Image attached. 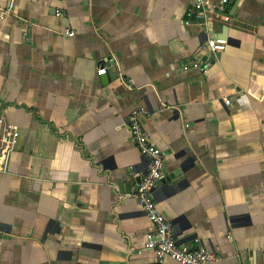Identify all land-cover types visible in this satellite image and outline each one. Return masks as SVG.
Masks as SVG:
<instances>
[{
    "label": "crops",
    "instance_id": "crops-1",
    "mask_svg": "<svg viewBox=\"0 0 264 264\" xmlns=\"http://www.w3.org/2000/svg\"><path fill=\"white\" fill-rule=\"evenodd\" d=\"M190 4L0 0V112L20 130L0 173V264H157L124 196L147 168L133 112L165 154L155 199L176 241L264 264V0L206 23ZM212 37L226 48L207 73L183 69Z\"/></svg>",
    "mask_w": 264,
    "mask_h": 264
},
{
    "label": "built area",
    "instance_id": "built-area-1",
    "mask_svg": "<svg viewBox=\"0 0 264 264\" xmlns=\"http://www.w3.org/2000/svg\"><path fill=\"white\" fill-rule=\"evenodd\" d=\"M11 3L13 0H7ZM199 13L201 22L210 20H221L229 6L230 0H188ZM9 13V9L0 8V19H4ZM61 13L57 11L59 16ZM68 36H73V32L66 31ZM206 59L204 61L193 60L182 66L195 68L202 74L207 73L215 62V54L226 48V40L223 38H209L204 44ZM105 67L97 70V75H104ZM229 104V101H225ZM131 139L137 147L140 155L146 160L147 168L141 176L134 193L124 195L134 198L146 218L151 224V230L145 235L144 247L153 253L154 261L162 264L165 258H170L178 264H211L214 261L212 252L202 246L191 247L179 244L175 237L171 223L158 210L155 191L160 181L164 178L163 161L165 154L154 143H152L144 131L138 113L133 112L127 121ZM20 136L19 127L8 122L0 112V173L7 172L9 162L15 151L17 140ZM124 196H119L124 197Z\"/></svg>",
    "mask_w": 264,
    "mask_h": 264
},
{
    "label": "water",
    "instance_id": "water-1",
    "mask_svg": "<svg viewBox=\"0 0 264 264\" xmlns=\"http://www.w3.org/2000/svg\"><path fill=\"white\" fill-rule=\"evenodd\" d=\"M189 6H190V8H192V9L196 12V10L194 9V7H193L192 4H190ZM257 80H258V82L263 86V89H264V77H260V76H259V77L257 78ZM261 108H262V106L259 107V109H261ZM174 175H178V172H175ZM169 178H173V176H169ZM140 179H141V177H139V178H137V179L135 180L137 184L139 183ZM173 179H174V178H173ZM162 181H163V179H162L160 182H162Z\"/></svg>",
    "mask_w": 264,
    "mask_h": 264
}]
</instances>
